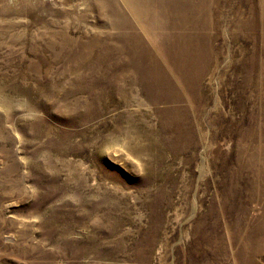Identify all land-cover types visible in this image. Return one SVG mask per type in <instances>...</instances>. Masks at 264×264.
Here are the masks:
<instances>
[{"label": "rangeland", "instance_id": "1", "mask_svg": "<svg viewBox=\"0 0 264 264\" xmlns=\"http://www.w3.org/2000/svg\"><path fill=\"white\" fill-rule=\"evenodd\" d=\"M0 264H264V0H0Z\"/></svg>", "mask_w": 264, "mask_h": 264}, {"label": "bare ground", "instance_id": "2", "mask_svg": "<svg viewBox=\"0 0 264 264\" xmlns=\"http://www.w3.org/2000/svg\"><path fill=\"white\" fill-rule=\"evenodd\" d=\"M120 28V27H118ZM125 41L127 42L128 46L126 49V55H125V59L126 61L130 64L131 68L133 70H137L139 69L142 74L145 73L146 71V66L144 64H142V55H141V44L139 41V38L135 35H131L129 36L128 34H124L123 35ZM62 41L67 43L65 44L66 46H71L72 49L74 50V42H72L71 40L67 39L66 37H62ZM102 46L103 43L99 38H91V46L89 47V53L88 56L86 57L88 60L93 59L95 57V60L97 63H99L100 65H105V64H109L110 62V57L107 56V54L105 52L102 51ZM95 53L96 56H95ZM74 60L81 62L83 59L79 56H75L73 58ZM147 63H151V59L149 58L147 60ZM159 79V76L156 77L155 79V83L158 82V87L161 88V80ZM79 83V82H78ZM161 93V92H160Z\"/></svg>", "mask_w": 264, "mask_h": 264}]
</instances>
